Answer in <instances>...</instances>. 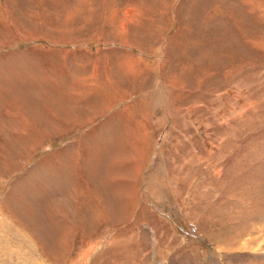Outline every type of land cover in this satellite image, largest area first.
<instances>
[{"label":"rangeland","instance_id":"1","mask_svg":"<svg viewBox=\"0 0 264 264\" xmlns=\"http://www.w3.org/2000/svg\"><path fill=\"white\" fill-rule=\"evenodd\" d=\"M0 264H264V0H0Z\"/></svg>","mask_w":264,"mask_h":264},{"label":"bare ground","instance_id":"2","mask_svg":"<svg viewBox=\"0 0 264 264\" xmlns=\"http://www.w3.org/2000/svg\"><path fill=\"white\" fill-rule=\"evenodd\" d=\"M38 114V113H37ZM55 115V114H54ZM52 118V117H51ZM53 118H55V117H53ZM9 152V151H8ZM60 212V211H59Z\"/></svg>","mask_w":264,"mask_h":264}]
</instances>
